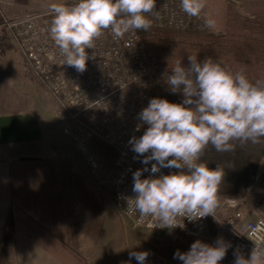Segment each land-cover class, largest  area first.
I'll return each instance as SVG.
<instances>
[{
	"label": "clouds",
	"instance_id": "obj_1",
	"mask_svg": "<svg viewBox=\"0 0 264 264\" xmlns=\"http://www.w3.org/2000/svg\"><path fill=\"white\" fill-rule=\"evenodd\" d=\"M181 10L199 17L206 0H180ZM52 20L48 29L64 64L83 73L92 57L95 41L110 30L114 38L152 27L150 16L158 15L156 0H73L49 6ZM213 19L202 28H214ZM189 66L181 61L172 68L166 83L170 92L180 93L181 103L154 97L137 116L136 131L143 135L129 140L135 158L146 166L133 173L132 196H124L129 211L151 217L167 228L183 227L190 221L213 216L219 205L224 168L215 169L201 158L209 145L217 152H233L235 141L261 143L264 139V81L252 82L243 71H231L220 59L198 60L189 55ZM151 163L150 169L147 167ZM162 168L176 169L169 174ZM144 172H150L146 178ZM160 173L158 176L154 175ZM182 218V219H181ZM232 247L218 238L215 243L199 239L186 252L176 251L182 264H220ZM147 251H131L137 264H146ZM234 264H264V246H255L249 257L236 248Z\"/></svg>",
	"mask_w": 264,
	"mask_h": 264
},
{
	"label": "crops",
	"instance_id": "obj_2",
	"mask_svg": "<svg viewBox=\"0 0 264 264\" xmlns=\"http://www.w3.org/2000/svg\"><path fill=\"white\" fill-rule=\"evenodd\" d=\"M2 37L0 264H124L131 251H147L151 264V231L117 211L111 181L91 182L85 152L105 143L108 153L101 155L114 161L116 175L118 152L98 137L79 145L66 133L57 103L44 97L11 33ZM11 213L12 236L6 233Z\"/></svg>",
	"mask_w": 264,
	"mask_h": 264
},
{
	"label": "built area",
	"instance_id": "obj_3",
	"mask_svg": "<svg viewBox=\"0 0 264 264\" xmlns=\"http://www.w3.org/2000/svg\"><path fill=\"white\" fill-rule=\"evenodd\" d=\"M1 2V0H0ZM66 0L64 3H72ZM158 15L150 16L155 27L182 31H211L202 28L209 19L203 10L199 17L186 15L180 7V0H156ZM2 15L1 26L5 27L18 45L25 63L35 77L46 87L56 101L60 119L65 122V132L79 145L89 138L98 137L113 147L118 156L115 162L117 175L113 180L116 208L130 219L135 227L153 232L173 231L185 238H195L204 230L207 222L218 219L217 207L214 217L190 221L183 220V227L167 228L155 224L151 217H141L129 211L128 203L122 197L132 196L133 173L146 167L143 157L135 158L131 150V137L143 135L146 126L136 131L140 123L138 113L148 105L149 100L170 92L166 83L168 73L158 58L148 48L139 31L114 38L110 30L95 41L94 49L86 51L92 57L86 71L80 73L64 64V56L49 34L52 14L49 9L23 16L8 18ZM91 165L98 164L91 158ZM151 163L147 167L150 169ZM176 169L162 168L169 174ZM150 172H144L146 178ZM156 173L154 175H159ZM227 205L237 207L235 199ZM182 219V218H181ZM244 215L236 212L220 221L227 233V242L234 252L236 248L249 257L255 246H264V217H256L242 224Z\"/></svg>",
	"mask_w": 264,
	"mask_h": 264
},
{
	"label": "trees",
	"instance_id": "obj_4",
	"mask_svg": "<svg viewBox=\"0 0 264 264\" xmlns=\"http://www.w3.org/2000/svg\"><path fill=\"white\" fill-rule=\"evenodd\" d=\"M206 11L215 21L219 32H200L172 30L152 26L139 33L161 62L168 75L181 61L189 66L188 56L198 60L206 57L220 59L233 72L243 71L255 82L264 81V0H240L239 5L227 0H206ZM166 96V95H165ZM167 100L181 103L180 93H170ZM233 152H217L211 145L205 150L201 160L208 167L224 168V178L219 196L238 198L246 195L248 186L257 175L264 159V139L261 143H240L235 141ZM259 188L264 190V175L260 178ZM14 220L9 215L6 233L12 236Z\"/></svg>",
	"mask_w": 264,
	"mask_h": 264
},
{
	"label": "rangeland",
	"instance_id": "obj_5",
	"mask_svg": "<svg viewBox=\"0 0 264 264\" xmlns=\"http://www.w3.org/2000/svg\"><path fill=\"white\" fill-rule=\"evenodd\" d=\"M65 1L66 0H1L0 39L3 38L2 35L4 34V32H7V29L1 26L2 23L1 14H4L8 18H13L33 12H43L48 10L51 4L64 3ZM227 1L232 2L233 4L236 5H239L240 2V0H227ZM204 11L207 17L211 19L210 15L208 14L205 8ZM208 32L218 33L219 30L215 25V27ZM25 72L28 78L33 79L31 76H29L30 73L28 74L27 71ZM38 81L40 83L38 87L41 88L42 86L44 90L47 92L46 95H44V97L47 96L52 97L47 91L45 85L40 80ZM41 92L45 93L43 90H41ZM170 93L172 92H168L164 95H161L159 98L167 99L168 97L167 95ZM106 153H108V150H106L105 143H103L102 141H99V143L97 144H93L92 147H90L85 152L86 158H88L90 161L91 158L94 159L97 158L98 159L97 163L100 164V165L98 164L97 168L93 167L94 168L93 172H91L90 174V176L92 177L91 182L95 184H102V182L105 180L108 181V185H110L111 183H112L111 185H113V180L116 177L115 174L116 171L113 165L114 161H112V159H110V157L108 156L104 157L103 155H101ZM263 175H264V159L260 163L257 175L253 178L251 184L248 186L246 195L238 198H226L219 196L218 219L216 218L209 220L204 230L200 233L199 236L195 238H185L170 230H165L160 232L151 231L150 232L152 235L150 239L151 253L149 256L151 264H182V261H180L177 258H174V254L176 253L177 250H179L180 252L188 251L190 249L191 244L195 242L197 239L209 244L215 243V241L218 238H223L227 242V233L225 229L221 226L220 221L230 216H233L238 211L244 215V220L246 221L250 219H254L259 216L264 217V190H261L259 188V181ZM229 199H235L238 203L237 207L234 208L229 207L227 205V201ZM234 259L235 257L233 255V252L230 249H228L226 256L220 262V264H234Z\"/></svg>",
	"mask_w": 264,
	"mask_h": 264
}]
</instances>
